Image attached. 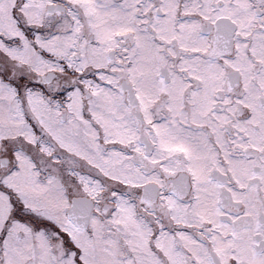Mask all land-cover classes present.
I'll return each mask as SVG.
<instances>
[{"label":"snow or ice","instance_id":"1","mask_svg":"<svg viewBox=\"0 0 264 264\" xmlns=\"http://www.w3.org/2000/svg\"><path fill=\"white\" fill-rule=\"evenodd\" d=\"M0 264H264V0H0Z\"/></svg>","mask_w":264,"mask_h":264}]
</instances>
